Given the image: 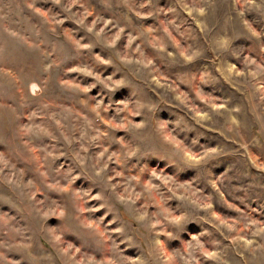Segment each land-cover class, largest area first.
<instances>
[{
  "label": "rangeland",
  "instance_id": "rangeland-1",
  "mask_svg": "<svg viewBox=\"0 0 264 264\" xmlns=\"http://www.w3.org/2000/svg\"><path fill=\"white\" fill-rule=\"evenodd\" d=\"M0 264H264V0H0Z\"/></svg>",
  "mask_w": 264,
  "mask_h": 264
}]
</instances>
